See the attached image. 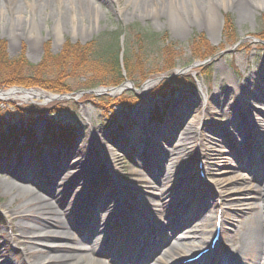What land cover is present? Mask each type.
Masks as SVG:
<instances>
[{"label":"rangeland","instance_id":"rangeland-1","mask_svg":"<svg viewBox=\"0 0 264 264\" xmlns=\"http://www.w3.org/2000/svg\"><path fill=\"white\" fill-rule=\"evenodd\" d=\"M31 1L32 5L29 6L26 0H0V43L5 45L6 57L9 60L22 56L30 65H36L44 58L46 48L49 55L55 56L60 53L66 42L84 45L93 39L108 37L110 34L118 32L119 55L120 49H123L120 55L123 64L121 71L126 87L114 95L109 91L99 90L94 94V97L84 96L82 90L92 79L96 78L91 71V67L95 68L96 66L88 65V67L81 69L78 67L67 73L65 83L71 89V94L69 99L53 104L52 111L45 110L43 114H39L16 108V106L20 107L19 104L22 102H34L37 107L44 106L46 108L42 109H47L54 101L47 98L29 96L0 100L2 102L0 104L2 129L10 128L12 124H15L17 127L20 126V133L25 138L31 127L30 120H33L35 124L32 128L39 137H46L50 140L52 138H49V135L55 136L56 131L63 134L70 133L72 137V141L67 142L69 148L65 147L58 152L57 161H54L56 156H51L50 159L46 158L51 150L44 152L42 161L35 160L28 153L21 157L20 162L10 155L0 159V264H26V260L32 263L39 255L75 254L78 251H74L71 246L76 240L85 246H93L96 236H89L88 227L82 230L83 232L79 230L80 226L76 231L71 228L52 227L49 228V231L62 233L68 237L65 241L57 242L68 247L57 251L37 246L25 257L22 248L32 246L33 242L28 237L29 233L21 231L20 227L36 225L37 220L31 215V212L10 215L11 210L23 197V194L18 193L11 184L14 181L28 190H37L33 182L15 181L7 174L9 171H15L18 176L28 175V177L36 179L35 182L38 183L44 175L49 180H54L60 168L65 167V161L67 164H71L74 161L84 162L88 159L85 155V147L77 149V145L79 143L83 145L90 136L91 127L94 134L99 129L105 132L112 128L106 136L110 141L117 138L118 132H123L122 147L113 146L110 143L103 144L105 153L99 155L97 161L92 162L88 159L89 164L84 165V171L88 173L99 171L98 185L90 184L89 200L78 206V200L82 197V189L71 197V211L79 210L82 220H93L97 214H100V219L108 226L106 230L108 233L106 234L107 247L104 255L107 256L106 261L109 263L113 258L117 262L120 257L134 262V256H136L134 249L128 251L130 252L128 257L124 256L125 252L130 250L129 245L133 248L140 246L144 249V255L151 254L153 247L158 248L152 256V261L162 257L163 250L169 246L168 241L159 247V242L164 241L161 236V232L164 231L163 226L168 227L170 224L176 223L177 216H171V214L173 210L178 211V200L190 190L195 197L205 194L215 199L218 195L221 197V241L223 245L229 240V236L239 233V223L242 227L247 226L253 213L252 208L257 202V189L260 188L259 184L262 185L258 182L256 175L264 174V118L261 115L258 114L255 117V120H258L257 124L249 121L246 135L250 142L245 147L241 146L232 132L234 117L232 106L221 108L216 114L212 111L204 118L228 134L230 141L226 139L223 144L210 139V143L206 144L207 149L202 161L205 172L203 178H199L197 175L195 156L192 157L199 142L196 133L202 123L194 116V113L183 118L182 123L184 120L186 121L187 128L193 134L192 140L195 141L189 148V154L178 158L177 177L187 185L183 186L176 196H166L154 189L155 183L147 175V171L153 168V164L147 159V155L150 151L149 157H152L156 162H161L163 158L149 149L151 147L154 149L166 147L172 150L175 131L171 132L174 125V117L170 114L171 98L185 93L201 95L199 85L204 86L206 95L209 96L215 86H220V84L228 86L226 80H221L223 73H226L230 78L239 80L244 74L257 72L261 69L264 61V39L260 38L264 35V0H247L250 6L247 8L245 21H239L237 12L232 8V3L236 2L238 6H243L245 0H210L217 7L216 19L212 25L207 23L204 14L207 0ZM92 2H94L93 5ZM171 7L184 19L183 21L173 23L169 20ZM226 16L230 26V30L227 31ZM31 18L35 26L32 31L28 29ZM56 24L58 28L54 27ZM57 30L60 31L59 36L56 35ZM145 32L156 34V39L151 42L143 38L142 35ZM206 50H210L212 55L200 59L199 57L207 52ZM139 57L142 58L139 59ZM124 60L127 61L128 70H126ZM164 60H171L175 65V72L165 82L159 74L153 76L157 70H159L158 72L162 71ZM7 71H9L8 68H6ZM45 73V77L50 79L56 75L57 71L54 69L53 61L47 65ZM144 76L147 77L146 80H154L156 77L159 80L155 83L152 82V85L144 92H140L146 81H143ZM162 82L168 86L170 84V86L168 89L162 90L164 95L158 96L160 91L158 86ZM97 88L101 89L100 87L94 89ZM1 90H7V88ZM256 93L259 95V103H264V92ZM118 98H134L136 102L133 101L129 106L123 107L119 105ZM230 99L231 103H236V98H233V95ZM107 101H111L110 104ZM147 102L149 107L151 104L153 107L146 116H137L136 126L143 128L144 133L140 135L145 136L138 138L137 132L134 130L135 124L127 123L121 115L127 116L129 113L143 108ZM198 102H196V106L194 105L195 107L193 106L194 110L202 109L203 106ZM261 105L257 104L252 107L260 109ZM246 108L249 111L252 109L251 106H246ZM155 110L164 114L165 119L161 124L153 119ZM161 136L165 140H161L159 138ZM208 136L209 134L206 133L204 138L208 139ZM90 138L91 143H95V138L93 136ZM22 141L23 139L20 140V142ZM101 141L104 143L105 139L101 138ZM231 141L234 146L231 145ZM256 141L261 145V155L254 156L248 163L250 168L247 171L233 168V163L239 162V156L232 150L237 147L246 152L245 149H249ZM58 143L59 141L55 140L53 144L56 146L59 145ZM143 143H149L148 153L145 155H141L138 148ZM37 145L39 144L37 143ZM109 153L111 154L109 155ZM66 155L71 156V159L65 160ZM106 160L116 169L121 184H123L126 194L125 196L121 194V203H118L120 194H118L113 180L103 178ZM45 161L48 162V166L45 165ZM74 170H70V172H74ZM77 173L78 171L68 173L63 182L64 195H68L72 191L70 186ZM106 186H111L114 190L112 209L97 212L99 192ZM165 187V190H169L168 185ZM38 193L45 195L42 190H39ZM15 194L18 196L13 200L12 197ZM114 203L116 206L122 204V207H114ZM197 207L196 204L190 210L191 212L183 217L184 222L180 221V224H175V233L190 227L193 222L196 223L202 218L206 212L199 211V208L197 210ZM114 214L117 215L113 217ZM137 215H141L143 224L140 223L139 226L129 224V220ZM189 216H192V220L187 221ZM93 222L95 221L89 223L93 224ZM148 225H150V229L146 228ZM194 233L196 238L201 236L199 230ZM140 238L146 239L152 246L148 247L144 243L143 246L140 243L137 245L135 239ZM205 245L206 243L200 244L187 254H193ZM227 250L230 252L229 246ZM140 255L143 256L142 253ZM252 255V252L245 255L249 264L252 263ZM145 258L143 257V259ZM152 261L148 260L146 264H151ZM201 262L210 264L211 259L206 257Z\"/></svg>","mask_w":264,"mask_h":264},{"label":"bare ground","instance_id":"bare-ground-1","mask_svg":"<svg viewBox=\"0 0 264 264\" xmlns=\"http://www.w3.org/2000/svg\"><path fill=\"white\" fill-rule=\"evenodd\" d=\"M91 2V0H87ZM26 3L31 6L32 1L26 0ZM94 2H92L93 5ZM171 4V3H170ZM205 6V17L207 23L212 25L215 22L216 17V8L214 3L210 0L206 1ZM223 4V3H222ZM233 9L237 12V18L239 21H245L247 19V8L250 4L245 0L243 1V6H238L236 2L232 3ZM170 17L169 20L171 22L183 21L178 13H176L173 7L170 8ZM34 21L31 18L29 20L28 29L31 31L34 29ZM54 27L58 28L57 24ZM56 35H60V31L57 30ZM222 69V68H220ZM221 80H226L228 86H215L212 90L211 94L206 95L205 88L203 85H199V92L201 95L197 93H185L184 95H179L170 99V114L174 117V125L171 129V132L175 131V136H173V146L172 150H169L166 147H161L160 149H154L151 147L149 150L156 152L158 155L163 158L161 162H156L152 157L150 151L147 155V159H149L150 163L153 164V168L147 171V175L151 177L153 182L155 183L154 189L162 192L166 196L174 195L176 196L179 191H181L183 186L187 184L185 182H181L180 178L177 177L176 173V165L178 163L179 156H184L189 154V148L192 146V143L195 140L193 139L192 131L187 128L186 121L184 120L182 123V119L188 116V114L194 113V116L202 123L201 128L199 129L198 139L199 142L196 145L195 153L193 152V158L198 154L199 160H202L205 156L206 144L210 143V139L216 142H221L224 144L225 140H229L228 134L224 133L221 129H218L216 125L206 121L204 118L209 114L219 112L221 108L232 106L234 117L232 119V132H234L235 137L239 140L241 146L245 147L250 142L247 137L248 132V123L252 121L257 124L258 120H255V117L259 114L264 118V103H259V95L256 93L258 91L264 92V61L262 62L261 69L257 72H249L244 74L241 79L230 78L226 73H223V78ZM152 85L151 82L146 83L141 88L140 92H144ZM118 92V91H117ZM117 92H113L112 94H116ZM187 94V95H186ZM40 93H23L22 95L18 94V91L8 90L6 92L0 93V99L5 100L11 97H43ZM233 95V98H236V103H231L230 97ZM200 102L203 106L202 109L194 110L193 108L196 106V102ZM190 102H193L192 104ZM198 102V103H199ZM257 104H262L260 109L254 108L252 106H256ZM195 105V106H194ZM194 106V107H193ZM246 106H251V111L247 110ZM153 107V104L149 107V103L143 107L137 109L133 113H129L123 116L127 123L135 124L134 130L137 132V137L144 138L140 134L144 133L142 127L136 126L137 116H146L149 110ZM237 113V114H236ZM122 119V118H121ZM247 124V125H246ZM252 124V123H251ZM107 131L97 130L95 134L93 133V129L91 127L89 131V135L95 138V143H91V138L88 136L86 141L83 143H79L77 145L78 148L85 147V155L89 160L94 162L97 161L99 155L105 153L104 145L110 143L111 145H115L118 147H122L121 139L123 136V132L117 133V138L112 139L111 141L106 136L109 134L110 130ZM160 133V131H158ZM162 133V132H161ZM209 134L208 139L204 138L205 134ZM225 137V139H224ZM101 138L105 139L103 143ZM161 140L163 136L159 137ZM238 144V145H240ZM148 145L149 143H143L139 145L140 154L145 155L148 153ZM231 145L234 146V143L231 141ZM87 147V148H86ZM241 147V148H242ZM243 150L238 149L236 147L235 150H232L234 154L239 156V162L233 163V168L242 170L249 169L248 163L254 158V156H260L261 153V145L258 141H256L253 146L249 149ZM249 150V151H247ZM108 151V150H106ZM111 153H109L110 155ZM70 157L66 156L65 160H68ZM71 159V158H70ZM88 159L84 162H72L71 164L65 163V167L60 168L59 173L54 177V180L48 179L46 175H44L41 181L38 183L35 182L36 179H32L30 176L28 177L18 176L15 171L7 172L15 181H28L33 182L35 189H26L23 186L17 184L16 182H12V187L18 192L22 193V200L15 206L13 210H11L10 215H20L24 212H31V215L34 216L37 220L36 225H31L27 227H20L21 231H26L29 233V238L33 242L30 247L22 248L24 256L33 248L37 246H42L43 248H47L48 250H62L67 248L68 246L63 243H57L65 241L68 239L67 236L62 233H57L55 231H49V228L59 227V228H71L74 231L78 229L83 232L87 227L89 228V236H96V240L93 243V246H85L83 243L79 242V240L74 241V245H72V249L74 251H78L75 254L68 255H57V256H42L39 255L32 261L33 264H110L106 261V256L104 255L105 248L107 247V225L104 221L100 219V214H97L93 220H82L80 218L79 210L71 211V197L74 194L78 193L82 189V197L78 200V206L89 200L90 196V184L98 185L99 180V171H95L94 173H88L84 171L85 164H89ZM97 166V165H95ZM11 167V166H10ZM69 169V170H68ZM74 170V172H70V170ZM204 169V167H203ZM105 172L103 173V178H110L115 183L116 189L119 194L125 196V191L123 190V184H121V180L115 171L114 167L111 163L106 160L104 166ZM78 173L74 176L70 188L72 191L68 195H64L63 190V182L67 178L68 173ZM227 172V171H223ZM159 175V177H158ZM260 188L257 189V202L254 204L252 210L253 213L250 216V222L247 226L242 227L239 223V233L237 235L229 236V240L221 247L220 251H212L211 254H215L218 257L216 264H225L226 254L224 251L228 249L233 255L234 259L230 264H249L248 258L245 257L246 254L253 253V259L251 264H264V174L256 175ZM177 181V182H175ZM165 185L169 186V190H165ZM39 190H42L45 195L38 193ZM113 187L106 186L99 192L98 198V206L96 207L97 212L108 211V209H112L113 206ZM208 194L202 195L200 197H195L191 190L187 192L181 199L178 201V211L173 210L172 215H176L175 224L178 225L183 221V217L189 214L197 204V210L205 211L206 213L199 219L196 223L193 222L190 227L182 229L179 233H173L176 230L175 224H170V227L163 226L165 229L162 232L165 237L164 242H159V247L169 240V246L163 250L162 257L157 258L152 261L153 254L157 251L158 248L153 247L151 254L144 255L143 248L135 249V260L133 263L124 262L121 258H118L117 261L120 263L114 264H146L149 260L152 261L151 264H170L175 261L183 260L192 254H187L192 249L196 248L198 245L206 243L209 244L210 238L214 232V222L215 216L218 210H221V197L218 195L217 198H211L207 196ZM18 195H14L12 197L13 200L17 199ZM115 205V203H114ZM114 207H117L116 205ZM122 207V204H121ZM73 215V216H72ZM117 214H114L115 217ZM188 220H192V216L187 218ZM93 222V224L89 222ZM143 220L141 219V215H137L136 217H132L129 220V224H135L139 226V224H143ZM180 222V223H179ZM184 222V221H183ZM146 228L150 229V225L146 226ZM109 230V228H108ZM197 230L200 231L201 236L196 238L194 235ZM175 234V235H172ZM172 236V237H170ZM203 237V238H202ZM206 238V239H204ZM208 238V240H207ZM197 239V240H196ZM207 240V241H205ZM229 243V245H228ZM35 244V245H34ZM148 247H151V244H147ZM160 249V248H159ZM188 250V251H187ZM128 252V251H127ZM139 253V255H138ZM142 253L143 256L140 255ZM143 257H146L143 259ZM229 257H232L231 255ZM105 258V259H103ZM122 260V261H121ZM26 264H32L31 261L26 260ZM191 264H206L205 262L196 261Z\"/></svg>","mask_w":264,"mask_h":264},{"label":"trees","instance_id":"trees-1","mask_svg":"<svg viewBox=\"0 0 264 264\" xmlns=\"http://www.w3.org/2000/svg\"><path fill=\"white\" fill-rule=\"evenodd\" d=\"M225 21L226 31L230 30V26L228 24L229 19L227 16L225 17ZM117 33L118 32H114L108 37L103 36L98 39H93L84 45L70 44L69 42H66L63 45L60 53L55 56L49 55L47 52L48 49L46 48L44 58L36 65H30L23 59L22 56L9 60L6 57L5 45L0 43V88L15 85L25 88H41L54 94H67L71 92V89L65 83L66 75H68L67 73L76 70L78 67L80 69L86 66L88 67V65L96 66L95 68L91 67V71L96 76V78L92 79L88 83L87 87H85L83 90H89L98 86H117L123 81V74L119 61V43ZM142 37L152 42L156 39L157 35L154 33L145 32ZM260 38L264 39V35ZM206 51L207 52H204L199 57L200 59L208 58L210 55H212L210 50ZM141 58L142 57H139V59ZM50 61H53L54 69L57 71L56 75L51 79L45 77L46 68L47 65L50 64ZM68 62L69 64H67ZM163 63V67L161 69L162 71L158 72L159 70H157L153 73V76H156V74H165L167 76L172 73V70L175 67L172 61L164 60ZM126 64L127 61L124 60L125 67ZM6 68H8L9 71L6 72ZM126 70H128L127 67ZM145 79H147L146 76H144L143 81ZM165 81H167V78L163 80V82ZM190 81L192 82V80ZM163 82L158 87L160 88L158 95H161V90H165L170 86V84L168 86L163 84ZM84 96L93 97L87 93H85ZM118 102H120L121 105H128L130 102H133V99L118 98ZM56 103L57 101L52 102L48 109L52 111L51 106ZM107 103H109V101H107ZM16 108L20 110H29L32 113L43 114L44 109L42 108L46 107H36V105L29 103L28 105H22V107L16 106ZM158 114L159 113L157 112L156 117H159ZM157 119L161 120V117ZM31 124H34V122H31ZM66 134V136H63L64 134L57 133L55 136L49 135V138H56L60 136L61 142L67 143L72 141L71 134ZM19 135L20 131L15 126H12L8 132H3L0 128V157L6 153V146H10L11 149L12 147H16ZM29 137H32L34 140L36 139L35 133L33 132ZM29 137L26 141L27 147L34 148L32 145L33 142L29 141ZM45 139L46 138L43 137L44 143L46 142ZM10 152L20 153L16 150L14 152L11 150L9 153ZM15 155L18 157L17 154Z\"/></svg>","mask_w":264,"mask_h":264},{"label":"water","instance_id":"water-1","mask_svg":"<svg viewBox=\"0 0 264 264\" xmlns=\"http://www.w3.org/2000/svg\"><path fill=\"white\" fill-rule=\"evenodd\" d=\"M121 52H122V50H121ZM162 77V76H161ZM160 77V78H161ZM159 80V78L158 77H156L154 80H147V81H145V84L146 83H148V82H153V83H155V82H157ZM126 87V84H125V82L124 83H122L121 85H119L118 87H113V88H101V89H95V90H93V91H90V92H93V93H97V92H99V90H103V91H110V93L112 94L113 92H117V93H119L120 91H122L124 88ZM8 90H15V91H18L19 93H35V92H37V93H40V94H42L41 96H43V97H41V98H47V99H49V100H61V99H66V98H69V95H56V94H50V93H45V91H42V90H37V89H25V88H19V87H12V88H10V89H8ZM8 90H6V91H8ZM6 91H2V90H0V93L1 92H6ZM40 97V96H39ZM0 100H2V99H0Z\"/></svg>","mask_w":264,"mask_h":264}]
</instances>
